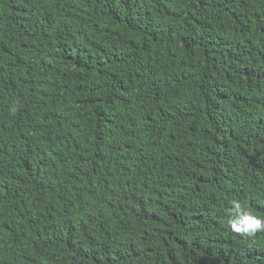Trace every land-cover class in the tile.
Segmentation results:
<instances>
[{
	"label": "trees",
	"instance_id": "1",
	"mask_svg": "<svg viewBox=\"0 0 264 264\" xmlns=\"http://www.w3.org/2000/svg\"><path fill=\"white\" fill-rule=\"evenodd\" d=\"M264 0H0V264H264Z\"/></svg>",
	"mask_w": 264,
	"mask_h": 264
},
{
	"label": "clouds",
	"instance_id": "2",
	"mask_svg": "<svg viewBox=\"0 0 264 264\" xmlns=\"http://www.w3.org/2000/svg\"><path fill=\"white\" fill-rule=\"evenodd\" d=\"M234 217L230 223L236 232L254 234L258 230H264V218L254 216L242 208L239 202H234Z\"/></svg>",
	"mask_w": 264,
	"mask_h": 264
}]
</instances>
